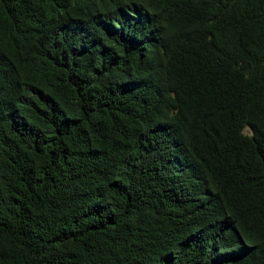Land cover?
I'll use <instances>...</instances> for the list:
<instances>
[{"label": "trees", "instance_id": "16d2710c", "mask_svg": "<svg viewBox=\"0 0 264 264\" xmlns=\"http://www.w3.org/2000/svg\"><path fill=\"white\" fill-rule=\"evenodd\" d=\"M0 264H264V0H0Z\"/></svg>", "mask_w": 264, "mask_h": 264}, {"label": "rangeland", "instance_id": "374dc122", "mask_svg": "<svg viewBox=\"0 0 264 264\" xmlns=\"http://www.w3.org/2000/svg\"><path fill=\"white\" fill-rule=\"evenodd\" d=\"M243 131H244V132H249V130H248L247 127H244Z\"/></svg>", "mask_w": 264, "mask_h": 264}]
</instances>
